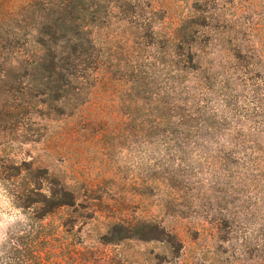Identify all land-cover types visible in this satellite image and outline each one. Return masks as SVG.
Masks as SVG:
<instances>
[{"label": "rangeland", "instance_id": "rangeland-1", "mask_svg": "<svg viewBox=\"0 0 264 264\" xmlns=\"http://www.w3.org/2000/svg\"><path fill=\"white\" fill-rule=\"evenodd\" d=\"M66 13L88 49L69 95L29 86L33 22L1 50L22 70L0 82V251L32 224L51 262L61 239L72 264H264V0H72ZM196 95L208 115L180 123ZM61 189L74 205L37 222L40 195ZM138 221L181 247L98 244Z\"/></svg>", "mask_w": 264, "mask_h": 264}, {"label": "trees", "instance_id": "trees-1", "mask_svg": "<svg viewBox=\"0 0 264 264\" xmlns=\"http://www.w3.org/2000/svg\"><path fill=\"white\" fill-rule=\"evenodd\" d=\"M72 0H66L67 5H59L57 0H19L18 4L5 5L0 0V82H5L11 77V73H16L21 69V63L15 61L9 65L1 61V50L5 45H11L17 41L21 32L28 26L29 21L33 22L32 42L35 48L31 55V63L25 68L28 74L29 86L39 90V95H50L54 101L63 95L72 92V85L78 81L86 79L84 59L87 51L84 42L80 37L83 29L71 17L66 20V8L71 5ZM75 7H73V10ZM63 16L61 17V15ZM65 14V15H64ZM88 42V40H86ZM39 53V54H37ZM15 69V70H13ZM13 70L10 74L9 71ZM200 91H208L207 82L201 81L197 84ZM201 95L193 96L186 104V114L177 118L194 121L204 120L208 115L202 112L194 114L198 107L195 100H199ZM225 102V101H224ZM216 116V114H213ZM176 119V117H173ZM227 119V118H225ZM185 124V123H184ZM205 124V123H204ZM187 125V124H186ZM261 147V145H259ZM264 161V156H263ZM40 212L34 219L41 222L61 208H69L74 205V196L67 190L61 189L59 192H48L41 194ZM39 202V201H37ZM41 228L43 226L39 225ZM67 233V231L65 232ZM136 239L137 241H163L176 243L181 247L182 243L173 231L151 222L138 221L136 223L114 222L108 227L105 234L98 239V244L117 245L125 240ZM51 245L50 235L39 230L32 224L26 229L19 228L11 232L0 251V264H60L63 258L71 259L66 250L65 241L59 239L55 245V261H50L51 249H46ZM44 247L46 250L42 249ZM81 253L80 250H75ZM88 252V249L86 250ZM80 259V258H79ZM60 262V263H59ZM81 264V263H78Z\"/></svg>", "mask_w": 264, "mask_h": 264}]
</instances>
